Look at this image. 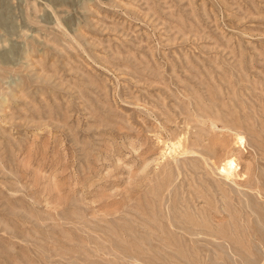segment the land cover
Instances as JSON below:
<instances>
[{
    "label": "rangeland",
    "instance_id": "1",
    "mask_svg": "<svg viewBox=\"0 0 264 264\" xmlns=\"http://www.w3.org/2000/svg\"><path fill=\"white\" fill-rule=\"evenodd\" d=\"M0 264H264V0H0Z\"/></svg>",
    "mask_w": 264,
    "mask_h": 264
},
{
    "label": "bare ground",
    "instance_id": "2",
    "mask_svg": "<svg viewBox=\"0 0 264 264\" xmlns=\"http://www.w3.org/2000/svg\"><path fill=\"white\" fill-rule=\"evenodd\" d=\"M239 140H241L239 138ZM241 144V143H240ZM184 146V145H183ZM186 146V144H185ZM204 146V145H203ZM189 147V146H188ZM206 147H208V145H206ZM205 148V147H204ZM186 150V148H184ZM183 149V151H184ZM188 152V151H186ZM195 152V151H194ZM191 153V152H190ZM236 166H237V162L235 160V158H230L227 160L226 162V166L224 167V169L222 170V173L226 176L225 178H230L233 177L234 175H237L236 173ZM238 177V176H237ZM232 179V178H231Z\"/></svg>",
    "mask_w": 264,
    "mask_h": 264
}]
</instances>
